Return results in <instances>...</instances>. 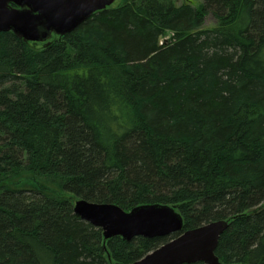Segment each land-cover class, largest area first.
Instances as JSON below:
<instances>
[{"label":"trees","instance_id":"trees-1","mask_svg":"<svg viewBox=\"0 0 264 264\" xmlns=\"http://www.w3.org/2000/svg\"><path fill=\"white\" fill-rule=\"evenodd\" d=\"M197 1L0 32V264L131 263L178 235L105 242L78 199L228 220L220 261L264 264V0Z\"/></svg>","mask_w":264,"mask_h":264},{"label":"water","instance_id":"water-1","mask_svg":"<svg viewBox=\"0 0 264 264\" xmlns=\"http://www.w3.org/2000/svg\"><path fill=\"white\" fill-rule=\"evenodd\" d=\"M116 0H0V32L12 31L27 42H45L65 35ZM167 39L163 43H166ZM75 213L103 229L105 242L115 236L131 240L178 234L173 239L131 262L111 264H223L216 255L228 220L212 221L182 232L184 220L175 207L153 203L126 211L114 203L78 199Z\"/></svg>","mask_w":264,"mask_h":264},{"label":"rangeland","instance_id":"rangeland-1","mask_svg":"<svg viewBox=\"0 0 264 264\" xmlns=\"http://www.w3.org/2000/svg\"><path fill=\"white\" fill-rule=\"evenodd\" d=\"M126 1H128V0H117L115 4H122V3H125ZM182 1H188V0H178V3H181ZM189 1H191V2H193L195 4L198 2L197 0H189ZM214 21L215 20H214V18L211 15L208 16L207 19H206V22H205V26L212 25L214 23ZM172 36H173V33H168L166 36H164L161 39V42L164 40V38L170 39ZM27 185L33 186V184H31V182H30V184H27Z\"/></svg>","mask_w":264,"mask_h":264}]
</instances>
